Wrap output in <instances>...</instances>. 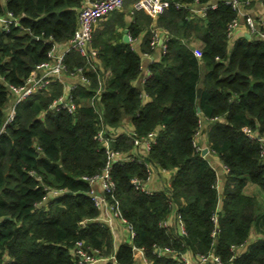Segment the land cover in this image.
<instances>
[{
	"label": "trees",
	"instance_id": "16d2710c",
	"mask_svg": "<svg viewBox=\"0 0 264 264\" xmlns=\"http://www.w3.org/2000/svg\"><path fill=\"white\" fill-rule=\"evenodd\" d=\"M81 1L0 0V14L11 11L18 18L9 30L0 27V264H79L73 252L77 240L117 264H135L133 245L115 247L110 227L100 225V211L83 178L101 173L107 162L96 138L99 113L90 103L100 86L97 100L111 132L125 118L139 137L157 132L149 152L111 170L122 214L135 231L133 244L145 249L152 264H177L153 251L166 246L194 257L213 250L223 264H264V238L243 252L232 248L245 244L253 227L264 222V205L245 192L250 182L264 190V36L229 41L227 27L237 11L227 0H197L216 3L205 17L174 5L196 0H169L156 18L131 7L136 0H125L94 29L99 67L85 69L87 82L79 81L73 90L76 112L49 107L64 93L60 78L18 102L13 120L2 129L15 100L7 82L24 83L47 60L49 37L60 43L72 37ZM239 1L246 8L253 3ZM126 28L132 39L142 35L138 49L123 40ZM157 29L167 38L140 89L134 81L142 72L141 53L155 52L151 40ZM260 31L264 34V23ZM193 41L200 42V55ZM65 63L74 72L85 66V58L73 48ZM201 119L208 121L207 146L228 168L221 193L217 170L194 144ZM112 145L133 155L132 140L124 133ZM146 163L174 170L170 187L151 193L137 188L133 178L147 179ZM174 213L173 222L164 225Z\"/></svg>",
	"mask_w": 264,
	"mask_h": 264
},
{
	"label": "built area",
	"instance_id": "2783aa9c",
	"mask_svg": "<svg viewBox=\"0 0 264 264\" xmlns=\"http://www.w3.org/2000/svg\"><path fill=\"white\" fill-rule=\"evenodd\" d=\"M250 1V0H249ZM247 1V3H249ZM231 3L237 11V16L233 18L227 27V37L229 41L234 40L235 33L237 29L242 25V18H245V24L248 33L259 34L264 36L260 31V25L264 23V18L257 20L247 11L246 7L243 6L242 2L239 0H227ZM125 3V0H82L81 8L78 14V26L72 35V37L65 43H60L49 37L47 42L51 43V47L48 51L47 60L37 64L32 70L31 74L25 79L22 84H15L7 82L10 92L13 94L15 100L12 104V108L5 120L3 128L13 120L15 114V106L18 102H21L29 98L32 94L37 91L45 90L52 84L56 79L63 78L64 80V93L59 95L50 104V108L54 110L67 109L71 113H75L79 104L75 101L73 90L79 81L87 82V77L85 75V69L90 68L97 70L99 67L97 49L92 47V38L95 27L99 24L101 20L106 18L112 11L121 9ZM171 2L169 0H136L134 2V8L143 9L147 11L152 17L156 18L159 14L170 6ZM174 5L177 8L186 7L189 8L193 15L205 17L206 11L209 7H215L216 3L209 5H200L196 0L194 3L185 4L179 1H175ZM12 23L18 24V18L11 12L6 11L4 14H0V27L5 30H9ZM130 36V34H129ZM131 38V37H130ZM167 38V34L164 38H160L159 32L156 30L152 36L151 45L152 47H157L162 45L164 48V42ZM73 48L79 50L81 55L85 58V66L77 68L74 72H69L68 66L65 63L66 54ZM196 52V51H195ZM201 54V53H200ZM199 55V54H198ZM108 74V72H107ZM151 72L148 70L145 79L150 76ZM67 77L72 79L70 83H67ZM2 79L4 77H1ZM102 86L97 90V92L91 97L90 103L99 113L101 128L99 129L96 138L104 146V150L107 156V162L101 173L92 176H84L83 178L88 181L90 185L89 196L96 208L99 209L100 215L97 218L101 226H109L113 233V219L119 218L124 222L129 230V236L132 240L131 244L134 248V258L137 260V256L143 261L144 264H152V261L148 258L143 247H139L133 244L135 237V231L133 227L128 223L127 219L123 216L120 206V201L115 193V181L112 179L111 170L115 163H124L128 160L133 159L138 154H145L149 152L152 144L156 141L157 132L153 130L149 132L146 136H137L134 129L123 131L127 137H130L133 145V155H129L126 152L115 149L112 145L119 134L116 131L111 132L107 125L103 123L102 110H100V105L98 103V96L101 92ZM148 95L143 92V99L147 98ZM44 113V112H43ZM42 113V114H43ZM199 132V130H198ZM194 140V144L197 149L202 150L198 143L197 136ZM247 134L251 138L257 137L256 132L251 129H247ZM261 149V155L264 157V139ZM149 168V175L145 181L139 178H133V183L135 186L146 192H153L156 189L152 187L151 181L156 173L161 174L165 178L164 187H170L171 178L173 174H170L171 169L154 167L146 163ZM225 169L228 171L227 166ZM218 173V172H217ZM163 187V188H164ZM216 188L219 193L222 192V186L219 180L216 184ZM180 215L178 214L177 217ZM176 217V214L170 215L167 219L163 221V224L168 226L171 224ZM217 213L214 214L213 220L217 223ZM180 231L185 233V227L180 224ZM245 244L233 245L234 250H239ZM154 253L158 256H170L177 261V264H223L221 257L215 253L213 250L197 254L194 259L189 256V254H180L173 248L170 247H155L153 249ZM73 252L76 256L79 264H102L109 259H112L115 264H117L114 257L104 256L101 250L93 247L85 240H77L73 246Z\"/></svg>",
	"mask_w": 264,
	"mask_h": 264
},
{
	"label": "crops",
	"instance_id": "0c3cea01",
	"mask_svg": "<svg viewBox=\"0 0 264 264\" xmlns=\"http://www.w3.org/2000/svg\"><path fill=\"white\" fill-rule=\"evenodd\" d=\"M131 7L134 8V5H132ZM246 9L249 12V14H251L257 20L264 18V2L262 0H253V3L249 6V8H246ZM128 20H131V15H129ZM242 21H243V23L237 29L235 36H234V39L241 37L243 35H246L248 33L246 24L244 23L245 18H242ZM100 24H101V22H99L98 25H100ZM157 31L159 32L160 38L161 39L164 38V36L166 35V31L163 29H157ZM124 34H125V30H124ZM129 42L132 43L133 47L138 49L142 43V35L136 39L130 38ZM191 45L193 46L196 53L200 55V53H201L200 42L193 41ZM162 51H163V47H162V45H159L155 48L154 53H141L142 54V56H141L142 57V72L139 75V77L134 81V84L136 86H139L140 89H143V83H144L145 77L147 76L146 74L149 70L150 63H152L154 60L158 59L160 57ZM202 73H204L203 68H202ZM66 81H68L67 83H70L73 80L67 77ZM144 100L145 101L150 100V98L147 97ZM201 118H206V117L202 116ZM204 122L206 123L208 121L204 120ZM132 129H133V125L130 121V118H125L123 120V122L121 123V125L115 131L117 132V134H122L123 131L132 130ZM201 139H202V141L205 142L204 133H203ZM204 147H208L206 142H205L203 148ZM205 156H207L210 159V162L212 163V165L217 170V172L219 174L220 184L223 188V185H224L225 180H226V176L228 174V171L225 169V164L218 158V156L216 154L211 153L210 149ZM173 173H174V170H171L170 174H173ZM164 181H165V178L161 174L156 173L154 175L152 181H151V185L155 189H160V188L164 187V185H165ZM245 192L250 194V195L256 196L258 198V200L264 205V190L260 186L250 182L246 185ZM113 227H114L113 235H114L115 247H118V245H120L122 243L131 244L132 240L129 236L128 227L124 222H122L121 219L114 218L113 219ZM262 238H264V222L260 221L257 225H255L253 227V230L250 233V237L248 238V241L245 243L244 246L239 248V251H241V252L245 251L249 244H251L252 242H256ZM191 258L194 259V256H191ZM135 264H144V263L140 259V257L137 256V260H135Z\"/></svg>",
	"mask_w": 264,
	"mask_h": 264
},
{
	"label": "rangeland",
	"instance_id": "374dc122",
	"mask_svg": "<svg viewBox=\"0 0 264 264\" xmlns=\"http://www.w3.org/2000/svg\"><path fill=\"white\" fill-rule=\"evenodd\" d=\"M253 35V34H251ZM196 46V45H195ZM206 128V123L204 122V119H201V124H200V127H199V132H198V136H197V140H198V143L201 147L204 146L205 142L202 141L201 137L203 135V130ZM114 236V235H113Z\"/></svg>",
	"mask_w": 264,
	"mask_h": 264
},
{
	"label": "water",
	"instance_id": "95a60500",
	"mask_svg": "<svg viewBox=\"0 0 264 264\" xmlns=\"http://www.w3.org/2000/svg\"><path fill=\"white\" fill-rule=\"evenodd\" d=\"M246 35H247V37H250L251 36L249 33H247ZM123 40L125 42H129L130 41V36H129V33H128V29H125V34L123 36ZM198 111H200V108H198ZM208 151H209V148L208 147H204L202 149V154L203 155H206L208 153Z\"/></svg>",
	"mask_w": 264,
	"mask_h": 264
}]
</instances>
